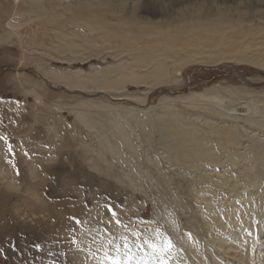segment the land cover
Segmentation results:
<instances>
[{
    "label": "rangeland",
    "instance_id": "374dc122",
    "mask_svg": "<svg viewBox=\"0 0 264 264\" xmlns=\"http://www.w3.org/2000/svg\"><path fill=\"white\" fill-rule=\"evenodd\" d=\"M101 1L0 0V264H264V51L154 84Z\"/></svg>",
    "mask_w": 264,
    "mask_h": 264
},
{
    "label": "bare ground",
    "instance_id": "6f19581e",
    "mask_svg": "<svg viewBox=\"0 0 264 264\" xmlns=\"http://www.w3.org/2000/svg\"><path fill=\"white\" fill-rule=\"evenodd\" d=\"M130 1L129 8L127 0L101 1L99 6L107 7V14H116L117 10L120 17L109 18L107 15L93 26V31L103 42L112 40L117 48L132 55L139 66L147 70L150 76L147 81L154 84L166 82L171 66L175 69L176 64L194 62L197 59L193 57H197L200 64L231 60L255 64L264 51V0H168L172 5L193 1L194 7L189 11L181 9L176 17L162 8L157 21L136 18L138 6L147 1L161 4L164 0ZM254 18L256 25L252 23ZM43 73L53 85L62 83L70 88L78 84L61 82L58 77L46 71ZM117 86L119 84L108 81L104 88L116 89ZM164 127L168 129V126ZM173 131L182 139L190 138L179 127ZM193 143L196 150H201L202 141ZM176 153L180 158L187 157L180 148Z\"/></svg>",
    "mask_w": 264,
    "mask_h": 264
},
{
    "label": "water",
    "instance_id": "95a60500",
    "mask_svg": "<svg viewBox=\"0 0 264 264\" xmlns=\"http://www.w3.org/2000/svg\"><path fill=\"white\" fill-rule=\"evenodd\" d=\"M46 83H49L48 81H46ZM65 90V88H62ZM157 93H162L161 91H158ZM167 93H172V92H167Z\"/></svg>",
    "mask_w": 264,
    "mask_h": 264
}]
</instances>
